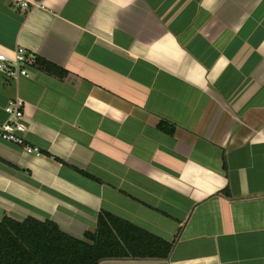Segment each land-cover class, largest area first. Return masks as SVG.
<instances>
[{
    "label": "crops",
    "instance_id": "crops-1",
    "mask_svg": "<svg viewBox=\"0 0 264 264\" xmlns=\"http://www.w3.org/2000/svg\"><path fill=\"white\" fill-rule=\"evenodd\" d=\"M30 1L0 0V52L35 58L0 125L21 100L40 154L0 137V223L107 211L173 249L101 264H264V0Z\"/></svg>",
    "mask_w": 264,
    "mask_h": 264
},
{
    "label": "trees",
    "instance_id": "trees-1",
    "mask_svg": "<svg viewBox=\"0 0 264 264\" xmlns=\"http://www.w3.org/2000/svg\"><path fill=\"white\" fill-rule=\"evenodd\" d=\"M36 66L64 79L67 72L45 60ZM160 129L173 132L168 123ZM223 195L229 196L224 190ZM173 244L148 231L102 211L97 228L83 239L64 232L51 220L33 217L18 220L5 216L0 223V264H101L104 260L169 258Z\"/></svg>",
    "mask_w": 264,
    "mask_h": 264
},
{
    "label": "built area",
    "instance_id": "built-area-1",
    "mask_svg": "<svg viewBox=\"0 0 264 264\" xmlns=\"http://www.w3.org/2000/svg\"><path fill=\"white\" fill-rule=\"evenodd\" d=\"M21 10L28 11L31 8L30 0H12ZM35 62V58L30 57L26 49L20 47L11 58L0 52V75L10 80H17L20 77H28L27 66ZM9 121L0 125V137L6 141L20 145L30 154H40L39 149L27 145L24 134L27 127L24 122V103L21 100L10 101L6 107Z\"/></svg>",
    "mask_w": 264,
    "mask_h": 264
}]
</instances>
